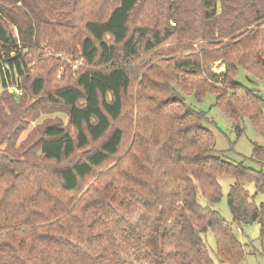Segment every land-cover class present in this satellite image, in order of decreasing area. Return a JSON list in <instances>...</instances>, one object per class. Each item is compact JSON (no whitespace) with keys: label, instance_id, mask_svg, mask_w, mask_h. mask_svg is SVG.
Listing matches in <instances>:
<instances>
[{"label":"trees","instance_id":"1","mask_svg":"<svg viewBox=\"0 0 264 264\" xmlns=\"http://www.w3.org/2000/svg\"><path fill=\"white\" fill-rule=\"evenodd\" d=\"M105 1L79 28L24 23L0 2V106L17 104L18 87L39 101L26 116L68 115L44 128L36 156L14 149L0 116V264H217L210 230L217 262L240 264L233 226L259 223L264 237V170L217 150L206 113L185 98L213 94L240 131L248 118L264 135V98L237 81L240 68L264 81V0ZM43 43L77 55V74L60 75ZM251 160L264 166V144ZM221 178L232 222L213 208Z\"/></svg>","mask_w":264,"mask_h":264},{"label":"rangeland","instance_id":"2","mask_svg":"<svg viewBox=\"0 0 264 264\" xmlns=\"http://www.w3.org/2000/svg\"><path fill=\"white\" fill-rule=\"evenodd\" d=\"M3 4L9 7L13 16L16 19H23V22H29L31 18L38 21H47L52 23L68 24L71 28H79L81 23L85 22L89 18L100 17L107 12V5L105 0H86L84 3H76V0H22L15 2L16 0H1ZM0 1V2H1ZM79 1V0H78ZM81 1V0H80ZM83 1V0H82ZM141 20V17H138ZM26 26V25H25ZM15 30V28H14ZM64 37L67 40H71L70 33L74 34L75 31H68ZM54 40H59L54 37ZM43 57L50 60L57 58L61 62L59 74L62 75L67 70L72 76L77 74L81 61L77 59V55L67 54L59 52L53 48L42 44ZM36 65V59H33L31 68ZM213 70L217 72L225 71V64L216 62L213 66ZM237 81L250 89H254L260 92V95L264 98V81L255 79L243 68H240ZM22 86V85H21ZM10 87L9 93H14L18 98L17 104L12 109L8 106H0V116L5 121L13 123L10 128L15 130V134H11V137H16V145L14 149L20 154L25 152H32L35 156L36 149L35 143L41 137L44 128L51 123L62 121L66 125L68 123V115L64 112V109H58L56 107H50L51 111L45 110L39 112L38 115L28 117L25 115L26 104L37 103L39 101L37 97H33L30 93L24 91L23 88ZM22 97V99H21ZM186 102L195 110L203 111L207 115L208 123L205 124L212 130L215 135V148L223 153V155L234 161H244L246 165H250L255 168H262L264 166L251 160L253 158L254 145L264 144V135L260 134L251 124L248 118L240 121V128H237L228 119L226 114L215 105V96L208 94L204 100L198 101L195 95H187ZM36 109V108H35ZM23 119H16L18 115L22 113ZM36 113V112H35ZM9 133L6 128L3 129L0 125V138L2 134ZM6 133V134H7ZM15 139L9 142L12 144ZM7 143L1 145L0 148H5ZM38 157H32L31 160H36ZM220 183L222 185L223 198L222 200L213 206V208L219 211L222 216L229 222H232V214L229 210L227 203V196L232 183L229 179L221 178ZM250 191L254 192V187L250 186ZM257 199H264L261 195L257 196ZM200 202L204 205L207 204L203 197H200ZM236 231L237 239L243 244L245 251V258L240 264H264V237L261 235L259 223L251 225H243L242 230L238 231V226H233ZM203 239L209 248L211 257L216 259V238L214 233L210 230L204 236Z\"/></svg>","mask_w":264,"mask_h":264},{"label":"built area","instance_id":"3","mask_svg":"<svg viewBox=\"0 0 264 264\" xmlns=\"http://www.w3.org/2000/svg\"><path fill=\"white\" fill-rule=\"evenodd\" d=\"M80 61H81V60H80ZM18 89H19V88H17V91H19ZM238 231H241V228H238Z\"/></svg>","mask_w":264,"mask_h":264},{"label":"crops","instance_id":"4","mask_svg":"<svg viewBox=\"0 0 264 264\" xmlns=\"http://www.w3.org/2000/svg\"><path fill=\"white\" fill-rule=\"evenodd\" d=\"M241 230H242V228H241Z\"/></svg>","mask_w":264,"mask_h":264}]
</instances>
